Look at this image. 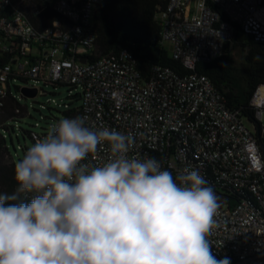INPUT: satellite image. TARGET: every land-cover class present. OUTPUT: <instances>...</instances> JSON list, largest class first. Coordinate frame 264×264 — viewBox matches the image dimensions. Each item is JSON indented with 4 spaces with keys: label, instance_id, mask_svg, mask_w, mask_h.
Masks as SVG:
<instances>
[{
    "label": "built area",
    "instance_id": "built-area-1",
    "mask_svg": "<svg viewBox=\"0 0 264 264\" xmlns=\"http://www.w3.org/2000/svg\"><path fill=\"white\" fill-rule=\"evenodd\" d=\"M103 1L0 0L4 158L15 163L6 138L21 128L19 119L33 117L34 110L41 113L33 125L40 130H24V137L34 143L45 138L54 123L75 118L60 112L69 102L48 97L38 109L21 100L50 93L46 86L70 85V98L81 96L77 110L85 126L134 135L129 157L156 158L174 179L185 168L198 170L218 202L229 187L242 193L231 206L219 204L208 236L211 250L217 259L229 257L230 264H264V82L250 98L257 125L252 130L240 109L227 106L212 79L194 71L198 63L223 54L237 27L264 42V0H167L159 5L161 40L169 42L172 57L191 71L182 74L156 65L149 78L142 76L127 49L98 51L94 18ZM24 88H36L37 93L27 96ZM111 158L110 145L104 142L82 163L102 166Z\"/></svg>",
    "mask_w": 264,
    "mask_h": 264
},
{
    "label": "clouds",
    "instance_id": "clouds-1",
    "mask_svg": "<svg viewBox=\"0 0 264 264\" xmlns=\"http://www.w3.org/2000/svg\"><path fill=\"white\" fill-rule=\"evenodd\" d=\"M104 142L108 162L82 163ZM135 143L79 116L54 123L16 162L15 191L0 194V264H230L209 243L220 207L209 182L129 157Z\"/></svg>",
    "mask_w": 264,
    "mask_h": 264
},
{
    "label": "trees",
    "instance_id": "trees-1",
    "mask_svg": "<svg viewBox=\"0 0 264 264\" xmlns=\"http://www.w3.org/2000/svg\"><path fill=\"white\" fill-rule=\"evenodd\" d=\"M166 2L167 0L101 2L94 18L98 51L105 54L127 49L136 60V67L144 78L150 77L156 65L170 66L182 74L190 72V69L172 57L170 49L161 40L156 13L158 6H164ZM235 51L238 54H235ZM256 56L260 59L256 60ZM194 71L207 74L212 79L228 107L240 109L243 117L255 121L249 102L256 86L264 82L263 41L256 40L237 27L228 49L211 62L198 63ZM79 100L80 94L74 95L69 102L70 107L60 111L61 114L77 117L79 104L75 102ZM8 107L11 110L12 104ZM1 143L0 141V145ZM15 164L4 161L0 147V194L11 195L18 187L14 179ZM242 196V193L229 187L224 192V200L218 203L231 206L240 201Z\"/></svg>",
    "mask_w": 264,
    "mask_h": 264
},
{
    "label": "rangeland",
    "instance_id": "rangeland-1",
    "mask_svg": "<svg viewBox=\"0 0 264 264\" xmlns=\"http://www.w3.org/2000/svg\"><path fill=\"white\" fill-rule=\"evenodd\" d=\"M164 45L170 49V44L169 42L165 41ZM235 54H238L237 51L234 52ZM70 89L71 86L70 85H60L57 88H55L54 86L50 85V86H46L45 90L50 92L44 96H38L37 98H35L34 100H26V99H22L21 103H34L36 108H40V102L45 101L48 97H53L56 98L57 101L59 102H70L71 98L69 96L70 94ZM76 92V91H75ZM81 102V100L76 101V104H79ZM42 113H47L46 110L42 109ZM55 114L59 116L58 112L55 111ZM41 113L38 110H34L33 111V117H25L24 119H19V124L21 126V128L17 129L15 132H12L11 134L8 133V136L6 138V143L8 145L9 148V152L10 154L14 157L15 163L18 162L20 159L23 158V156L25 155V153L27 152V150L33 146L35 143L33 142V140L31 138H29L28 136H25V129H35V130H40L39 127H34V123L36 120H41L40 118ZM245 123L247 124L248 127H250V129L252 130H256V123L250 121L249 119H245ZM263 123H264V114H263ZM16 132H18V135L16 134ZM4 161L6 163H8V159L5 157Z\"/></svg>",
    "mask_w": 264,
    "mask_h": 264
},
{
    "label": "water",
    "instance_id": "water-1",
    "mask_svg": "<svg viewBox=\"0 0 264 264\" xmlns=\"http://www.w3.org/2000/svg\"><path fill=\"white\" fill-rule=\"evenodd\" d=\"M228 47H229V43L226 44L225 49H228ZM80 59H81V61L86 62L87 57H86V56H83V57H81ZM23 91H24V93H25L27 96H34V95H36V93H37V89H36V88H33V89L24 88Z\"/></svg>",
    "mask_w": 264,
    "mask_h": 264
}]
</instances>
